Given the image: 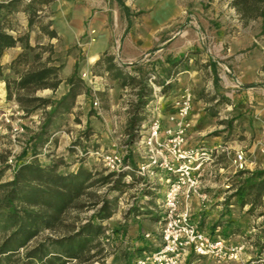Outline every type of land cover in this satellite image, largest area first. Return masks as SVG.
Returning <instances> with one entry per match:
<instances>
[{"label":"rangeland","instance_id":"374dc122","mask_svg":"<svg viewBox=\"0 0 264 264\" xmlns=\"http://www.w3.org/2000/svg\"><path fill=\"white\" fill-rule=\"evenodd\" d=\"M28 1L20 0L10 14V32L16 31L18 19L23 21L24 13L27 18L24 5ZM124 2L130 10L129 26L115 0H47L42 3L38 14L44 23L50 22L49 28L56 31L58 38L50 39L40 31L37 24L30 28L27 24V31H19L17 37L29 40L30 35H33L37 42L52 45V56L57 59L54 64L61 65L59 75L60 71L62 73L66 70L70 57L75 56L79 64L78 75L90 90L77 95L73 108L64 114L62 122L45 133L46 138L51 136L50 142L44 138L43 142L33 138L40 128L43 110L23 116L18 111V104L5 105L0 101V152L7 155L9 164L1 177L2 181L12 178L19 163L35 159L41 163L58 160L62 162L61 170L71 171L78 166L79 159L84 158L85 166L104 169L103 163L88 153L96 148L120 150L133 163L140 160L141 147L136 144L138 141L128 145L124 136L126 117H123V112L126 110L122 107L134 98L132 90L120 87L116 80L104 85L103 90H94V84L86 74V69L89 66L92 68L98 59L91 60L86 47L96 40L108 42L105 51L114 55L117 63L126 65V69L131 70L132 63H138L151 76L154 75L152 80L171 79V87L164 94L169 95L168 100L161 98L163 95L154 96L147 106L150 118L159 117L163 120L165 113L160 104L165 105L167 112L171 110V115L174 113V99L185 88L192 91L194 100L187 142L190 146H220L211 166L217 164L223 167V171L205 176L203 183L209 179L219 180L222 175L230 183V187H234L247 175L242 171L264 169V34L260 33V19H241L232 7L231 0ZM70 27L81 29L76 38L67 33L66 30ZM25 41L20 42L23 48ZM7 52L8 49L4 58ZM179 56L181 62L177 66L168 62ZM3 73L4 76H14L10 63L3 65ZM243 74L252 78L244 80ZM97 79L98 85H101L102 80ZM235 79L241 82L240 87L234 86ZM37 95L57 99L54 94H50V89L39 90ZM13 121L23 127V132L14 139L10 124ZM148 124L149 122L144 124L143 135ZM237 150L246 154L245 170H236L233 165L232 158ZM34 151L37 152L36 157L33 155ZM9 158L12 163L8 162ZM143 187L144 184L139 180L122 188L120 192L112 193L118 199L117 209L111 218L102 223L106 227L104 256L98 255L88 262L73 263L135 264L136 257L143 249L153 250L158 246L160 236L157 230V234L144 237V229L149 233L151 230L154 232L153 223L156 225V221L148 218L150 221L142 223L136 218L141 213H153L156 216V209L153 207L141 209L146 201L152 199L143 195ZM94 190L101 192L104 187ZM154 192L151 201L158 203L162 190L156 189ZM233 193L225 199L228 217L218 218L216 213H219V208H216L215 203L207 206L206 199L200 202L198 214L201 217L196 218L206 230L218 228L221 234L231 240L248 243L242 258L228 264H245L250 258L264 259V249H258L260 229L264 221L260 213L264 211V207L259 206L249 212V205L241 206ZM213 209L215 216L207 218ZM91 213V209H84L79 217L85 221ZM136 225L139 229L132 234L130 229ZM184 264H215V261L192 256Z\"/></svg>","mask_w":264,"mask_h":264},{"label":"trees","instance_id":"16d2710c","mask_svg":"<svg viewBox=\"0 0 264 264\" xmlns=\"http://www.w3.org/2000/svg\"><path fill=\"white\" fill-rule=\"evenodd\" d=\"M46 1L29 0L25 3L27 24L29 28L37 24L50 39L58 38L56 31L49 28L50 22L44 23L38 14ZM115 1L129 26V7L124 0ZM19 2L0 0V80L5 81L6 100H16L23 116L43 110L40 128L33 138L50 142L51 136L46 138L45 133L61 123L64 114L73 108L77 95L82 91L87 93L90 88L79 77L76 61L64 80L67 90L63 95L57 99L37 95L39 90L54 92L58 88L62 82L58 74L61 65L54 64L57 59L52 56L51 44L32 46L28 38L11 34L10 14ZM231 5L243 20L260 19V33L264 34V0H231ZM23 40H26L23 50L10 62L14 76H4L2 56L8 48ZM46 52L49 53L45 55ZM168 62L177 66L181 56ZM132 64V69L128 70L126 65L115 61L114 55L105 51L91 68L93 75H107L118 81L120 87L132 90L134 98L128 102L124 126L125 143L128 145L140 140L144 124L152 120L146 108L153 97L164 95L171 87L170 78L152 80L154 75L151 76L145 67ZM36 154L34 151V157ZM61 163L58 160L41 163L37 159L22 162L15 167L10 180L2 181L9 164L7 155L0 152V264H75L73 261L88 262L98 255L104 256L106 227L102 223L117 209L118 199L112 193L120 192L140 179L128 170L110 172L106 168L87 167L84 158H80L78 167L71 171L61 170ZM242 172L247 175L238 183L233 196L241 206L248 204L249 212L256 207H264V169ZM128 176L132 177L131 181L126 180ZM143 184V195L152 199L156 189L162 190L161 185ZM97 187H104V190H94ZM152 199L142 207L155 208L156 216L151 213L149 218L156 221L159 207ZM84 209H91L92 213L82 221L79 213ZM260 215L264 217V211ZM258 249H264V221Z\"/></svg>","mask_w":264,"mask_h":264},{"label":"built area","instance_id":"2783aa9c","mask_svg":"<svg viewBox=\"0 0 264 264\" xmlns=\"http://www.w3.org/2000/svg\"><path fill=\"white\" fill-rule=\"evenodd\" d=\"M226 71L230 72L228 68ZM234 86L240 87L241 82L235 79ZM193 100L192 91L185 88L174 99V113L169 115V125H164L159 117L152 118L144 135L136 143L141 147V154L140 160L133 165L120 150L96 148L88 151L103 163L107 171L128 170L142 183L162 186L156 220L159 244L153 250L143 249L136 257L135 264H184L192 256L212 259L215 264H228L240 260L248 248L247 242H235L221 234L218 228H202L192 213L190 204L194 199L199 202L207 199L206 193L202 191L203 179L210 175L209 168L215 152L220 148L188 144ZM10 124L14 139L23 132V127L17 121ZM8 162L12 163V159L9 158ZM232 162L236 170H245L246 154L242 150L235 151ZM131 179L128 176L126 180ZM150 235L144 233L145 238ZM246 262L264 264V259L250 258Z\"/></svg>","mask_w":264,"mask_h":264},{"label":"crops","instance_id":"0c3cea01","mask_svg":"<svg viewBox=\"0 0 264 264\" xmlns=\"http://www.w3.org/2000/svg\"><path fill=\"white\" fill-rule=\"evenodd\" d=\"M24 12H22L23 14ZM18 16L20 15V13L18 12L17 13ZM25 14V13H24ZM22 15L24 19L23 21L20 20V18L18 19V26H17V29L16 31H12L11 33H13V35L15 36H18V33L19 31H21L22 29H25L27 31V18L25 15ZM67 33L69 34V36H71L72 38H76L78 36V32L81 31V29H75L73 27H70V29L66 30ZM58 32V31H57ZM33 35H30L29 37V40H28V43L29 45H36L37 43L38 44H42L40 42H37L35 37H32ZM22 43L20 42H17L15 46L13 47H10L8 48V52L6 53V57L4 58L5 54L2 56V64H6V63H10V61L15 58L17 56L18 53H20L23 49L22 47ZM108 46V42H104V41H100V40H96L94 43H88L87 44V47H86V52H87V55L89 57H92L93 55H95L96 57L95 58H99L101 56L102 53H104L105 49L107 48ZM4 58V59H3ZM94 58V59H95ZM75 56H71L70 57V62H68L67 66H66V70H64L62 73L60 71V75L59 77L62 79V82L59 84L58 88L52 92V90H50V94H54V98H59L61 95H63L66 90H67V86L66 84L64 83V80L66 78L67 75H69L71 72H72V65L74 67V64L76 63V60H75ZM72 68V69H71ZM86 74L88 75L90 81L92 82V84H94V90H99V88H103L104 85H107L108 82H116L115 80H112L110 78L107 77V75H104V76H101V75H93L92 72H91V67L89 66L87 69H86ZM250 75H247V74H243V79L244 80H250V78H252L251 76L249 77ZM101 79L102 82H101V85H98V79ZM104 78V79H103ZM248 82V81H247ZM103 90V89H102ZM108 90H111V88H109ZM113 91V89H112ZM58 95V96H56ZM109 96V95H108ZM169 95H163L161 98H166V100H168V97ZM111 97V95H110ZM0 101L3 102V104L5 105H17V102L16 100H6V85H5V81L3 79L0 80ZM166 104V103H164ZM127 104H124L122 109L125 111L127 109ZM166 106H168V104H166ZM160 108H163V112L165 113V115L163 116V124H167L169 125L170 122L168 121V118H169V114L172 112L171 110L167 112V110H165V105H161L160 104ZM172 108L174 109V107L172 106ZM171 106H170V109H172ZM172 109V110H173ZM123 117H126V111L123 112ZM125 121V120H124ZM131 162V161H130ZM79 165V164H78ZM78 166H76L77 168ZM217 167L218 170H217ZM75 168V169H76ZM74 169V170H75ZM209 171H210V175L211 176L213 173H217V171L221 172L223 171V167L221 166H218L217 164H213L211 166V168H209ZM208 176V175H206ZM221 179L219 180H213V179H209L208 181H206L203 185V189L202 191H204L207 195V206H209L210 204H216V208H219V213L217 214L216 213V216L218 218H226L228 217V212H227V206H226V203H225V199H227L229 197L230 194H232L236 187H237V184L230 187V183H228L227 181H225V178H223L222 175L219 176ZM235 197V196H234ZM233 197V198H234ZM159 201L158 200V204H159ZM191 205V209H192V213L194 214L195 217H201L199 213L200 211V202L197 200V199H194V201L190 204ZM228 206H233V205H228ZM148 208V207H147ZM141 209H143V207H141ZM150 214H147V213H141V214H137L136 215V218H139L140 221L143 223L147 222V221H150L149 219V216ZM215 216V210L213 209L212 210V214L211 215H208L207 218H213ZM144 218V219H143ZM149 218V219H148ZM153 228H154V232L153 230H151L152 232H150V234H157L156 230H157V227H155V223H153ZM137 229H139L138 225H136V227H131L130 229V232H132V234H135L137 232ZM216 229V228H214ZM156 231V232H155ZM144 233H149L147 232V229H144Z\"/></svg>","mask_w":264,"mask_h":264},{"label":"bare ground","instance_id":"6f19581e","mask_svg":"<svg viewBox=\"0 0 264 264\" xmlns=\"http://www.w3.org/2000/svg\"><path fill=\"white\" fill-rule=\"evenodd\" d=\"M95 57H96V56H95V55H93V56L91 57V60H93Z\"/></svg>","mask_w":264,"mask_h":264}]
</instances>
